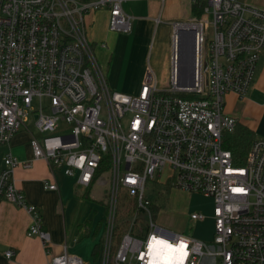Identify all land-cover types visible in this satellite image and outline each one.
<instances>
[{
    "label": "built area",
    "instance_id": "2783aa9c",
    "mask_svg": "<svg viewBox=\"0 0 264 264\" xmlns=\"http://www.w3.org/2000/svg\"><path fill=\"white\" fill-rule=\"evenodd\" d=\"M127 1L0 0V149L30 121L39 134L30 140L31 160L20 162L11 153L0 158V203L32 214L28 235L49 251L40 210L14 178L17 166L30 168L41 159L81 189L109 176L100 264H158L154 241L177 249L181 264H264V139L253 140L244 165L225 148V135L238 123L226 113L225 100L244 97L254 82L264 51V11L242 0H190L201 12L172 25L170 86L159 89L149 68L131 95L111 89L86 24L87 15L106 10L109 30L129 33L134 17L124 9ZM155 180L212 198L210 242L157 226L146 196L147 183ZM44 187L58 190L55 181ZM124 195L137 212L113 252ZM190 218L196 223L206 215ZM49 264L86 263L65 250Z\"/></svg>",
    "mask_w": 264,
    "mask_h": 264
},
{
    "label": "crops",
    "instance_id": "0c3cea01",
    "mask_svg": "<svg viewBox=\"0 0 264 264\" xmlns=\"http://www.w3.org/2000/svg\"><path fill=\"white\" fill-rule=\"evenodd\" d=\"M129 1L140 4L138 8L140 18L136 23L138 31L135 35L124 36L121 33L111 32L108 28L109 13L106 10L87 15L86 24L90 40L96 43V53L106 77L108 75L112 83H116L115 73L119 76L122 72H126L128 77L138 74L135 83L141 86L146 70L148 68L153 70V43L158 38L156 29L163 22L162 12L166 2L162 5L159 0H128L127 2ZM178 1L184 3L186 10L179 12L176 18L181 19L188 15L187 19L190 20L193 17V4L190 0ZM242 1L264 11V0ZM125 11L131 15L126 9ZM157 19H160L159 24ZM187 19L174 23L185 22L188 21ZM174 23L170 25L171 32L167 38L164 54L169 68ZM101 42L107 43V47H101L99 44ZM226 98L234 101L231 113L227 112L225 106L226 113L248 126L255 135L264 119V51L256 68L254 82L246 95L240 98L235 94H229ZM30 140L23 130L20 131L8 145L0 149V158L11 153L20 162L31 160ZM14 178L17 188L25 194L27 201L39 208L41 227L49 233L50 245L48 251L38 236L28 235L32 214L19 206L2 201L0 203V264H49L53 255H59L65 250L80 257L86 264H99L94 258V251L105 234V203L108 188L106 187L100 199H91L90 193L95 183L87 189H81L76 186L74 177L66 176L63 171L53 170L41 159L34 161L30 168L17 166ZM46 180L55 181L58 190L46 189L44 187ZM164 186L169 188L168 183ZM153 208L157 215L162 211L161 207ZM7 251H13V256L7 258Z\"/></svg>",
    "mask_w": 264,
    "mask_h": 264
},
{
    "label": "rangeland",
    "instance_id": "374dc122",
    "mask_svg": "<svg viewBox=\"0 0 264 264\" xmlns=\"http://www.w3.org/2000/svg\"><path fill=\"white\" fill-rule=\"evenodd\" d=\"M140 4L135 1H129L124 4V8L135 17L133 19L132 30L129 33H121V35H135L137 30V21L140 18L138 15V8ZM186 6L183 2L178 0H168L164 4L162 19L163 22L156 29V35L158 38L154 41V60L152 63V68L157 81V87L159 89H165L170 86V68L164 59V54L166 52V42L168 36L171 32V24L174 22H180L186 20L188 15L181 19L176 18V15L185 11ZM189 20V19H187ZM145 32V30H144ZM116 33V32H115ZM206 39L209 41L212 38V30L207 28L205 30ZM121 37V36H120ZM149 69V68H148ZM147 69V70H148ZM144 73V76L147 73ZM137 75L127 76L126 72H122V75L116 76V83H112V80L107 75L108 83L112 90L123 91L131 95L137 94L141 86H137L135 81L138 78ZM118 79V81H117ZM143 83V82H142ZM121 84V85H119ZM136 89L135 91H132ZM227 106V112L231 113V108L233 106L232 100L226 98L225 100ZM33 107L38 109L40 104L37 99L33 102ZM28 130L23 129V133L28 138L33 136H38V131L36 129L35 123L33 121L28 122ZM254 139H264V119L261 121L260 127L256 130ZM104 184L95 183L94 189L90 193L91 199H100L105 193L106 187L108 188L109 176H103ZM146 196L153 204V207L158 206L162 208V211L157 215L156 210L152 208L155 215V222L157 226L167 230L171 234H185L192 236L199 241L210 242L214 234V224H212L213 219V209L214 202L212 198H208L201 194L189 193L186 191L179 190L177 188H168L159 183L158 180L154 182L149 181L147 183ZM125 196H123L124 198ZM130 201L132 198L126 197ZM107 199V197H106ZM132 202V201H131ZM133 204V203H132ZM192 213H202L206 215V219L194 223L190 216ZM129 213H125L122 210V215L125 216L126 221L129 220ZM130 225V224H129ZM128 224L124 225V233L128 230ZM79 252V251H78Z\"/></svg>",
    "mask_w": 264,
    "mask_h": 264
},
{
    "label": "trees",
    "instance_id": "16d2710c",
    "mask_svg": "<svg viewBox=\"0 0 264 264\" xmlns=\"http://www.w3.org/2000/svg\"><path fill=\"white\" fill-rule=\"evenodd\" d=\"M83 2L89 1V0H80ZM200 9L199 6L193 5L192 6V14L193 16H200ZM254 140V134L252 130L238 122L236 125L235 130L232 133H228L225 135V148L229 149L233 154V159L235 164L237 165H244L250 150V147ZM125 196V195H124ZM127 196L124 198L122 197L118 204V217H117V225L114 231L113 236V252H115L120 244V241L124 235V225L130 224L131 218L135 215L137 212L136 205L134 203V200L126 199ZM133 203V204H132ZM122 210H124L125 213H129V220L126 221L125 216L122 215ZM140 215L144 216V211L139 210L138 211ZM141 223L144 222L143 218L140 221ZM101 246L98 244L94 251V258L95 260L100 264L101 262ZM115 264V263H110Z\"/></svg>",
    "mask_w": 264,
    "mask_h": 264
},
{
    "label": "bare ground",
    "instance_id": "6f19581e",
    "mask_svg": "<svg viewBox=\"0 0 264 264\" xmlns=\"http://www.w3.org/2000/svg\"><path fill=\"white\" fill-rule=\"evenodd\" d=\"M154 249V257L160 264H181L183 260L182 254L177 249L175 250L170 244L163 241H154L152 245ZM156 250V251H155ZM177 253V254H176ZM158 263V264H159Z\"/></svg>",
    "mask_w": 264,
    "mask_h": 264
},
{
    "label": "water",
    "instance_id": "95a60500",
    "mask_svg": "<svg viewBox=\"0 0 264 264\" xmlns=\"http://www.w3.org/2000/svg\"><path fill=\"white\" fill-rule=\"evenodd\" d=\"M191 52H192V51H191L190 48H186V49H185V53H186V54H185V57H186V58H185V61L188 60L189 63H191V61H192Z\"/></svg>",
    "mask_w": 264,
    "mask_h": 264
}]
</instances>
